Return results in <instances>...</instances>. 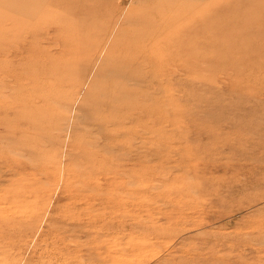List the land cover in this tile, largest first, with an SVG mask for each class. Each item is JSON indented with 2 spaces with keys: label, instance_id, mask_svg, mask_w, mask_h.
<instances>
[{
  "label": "rangeland",
  "instance_id": "374dc122",
  "mask_svg": "<svg viewBox=\"0 0 264 264\" xmlns=\"http://www.w3.org/2000/svg\"><path fill=\"white\" fill-rule=\"evenodd\" d=\"M264 0H0V264H264Z\"/></svg>",
  "mask_w": 264,
  "mask_h": 264
},
{
  "label": "bare ground",
  "instance_id": "6f19581e",
  "mask_svg": "<svg viewBox=\"0 0 264 264\" xmlns=\"http://www.w3.org/2000/svg\"><path fill=\"white\" fill-rule=\"evenodd\" d=\"M263 15H264V11H262Z\"/></svg>",
  "mask_w": 264,
  "mask_h": 264
}]
</instances>
